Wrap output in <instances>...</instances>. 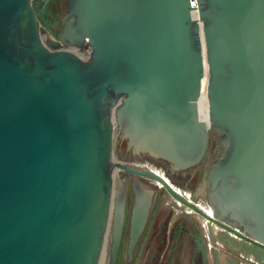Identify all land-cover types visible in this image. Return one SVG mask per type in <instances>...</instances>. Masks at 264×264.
<instances>
[{"label": "water", "instance_id": "95a60500", "mask_svg": "<svg viewBox=\"0 0 264 264\" xmlns=\"http://www.w3.org/2000/svg\"><path fill=\"white\" fill-rule=\"evenodd\" d=\"M66 4L58 39L45 40L30 0H0V264H116L118 170L157 180L204 215L114 149L184 169L203 157L211 128L223 150L202 183L215 214L264 250V0ZM150 204L136 186L129 259Z\"/></svg>", "mask_w": 264, "mask_h": 264}, {"label": "flooded vegetation", "instance_id": "af4514ba", "mask_svg": "<svg viewBox=\"0 0 264 264\" xmlns=\"http://www.w3.org/2000/svg\"><path fill=\"white\" fill-rule=\"evenodd\" d=\"M30 3L45 30L44 39L57 40L62 20L68 14L66 0H30ZM220 139L221 133L211 128L203 157L196 165L184 169H175L169 161L146 153H132L127 146L116 150L115 145L116 160H121L136 171L146 170L157 174L179 196L205 215L173 197L157 180L118 170L113 179V193L124 189L125 199L123 232L116 264H121L123 251V264H134L138 256L143 264L260 263L259 254H263L264 250L230 231L241 232L239 224L217 217L209 199L210 187L202 183L210 164L222 155ZM150 163L159 165L162 170L152 167ZM136 186L151 191V204L129 259L127 246Z\"/></svg>", "mask_w": 264, "mask_h": 264}, {"label": "rangeland", "instance_id": "374dc122", "mask_svg": "<svg viewBox=\"0 0 264 264\" xmlns=\"http://www.w3.org/2000/svg\"><path fill=\"white\" fill-rule=\"evenodd\" d=\"M206 102V97L204 94H201V98H200V103L204 104ZM264 254V253H263ZM262 253L259 254V259H260V263L259 264H264V255ZM251 256V255H250ZM125 258V251L122 252L121 254V264H123V259ZM253 258V257H252ZM134 264H143L142 263V259H140V256H138L136 258V261Z\"/></svg>", "mask_w": 264, "mask_h": 264}, {"label": "bare ground", "instance_id": "6f19581e", "mask_svg": "<svg viewBox=\"0 0 264 264\" xmlns=\"http://www.w3.org/2000/svg\"><path fill=\"white\" fill-rule=\"evenodd\" d=\"M203 83L205 84V80L203 81ZM202 94L205 95V89H204V86H203ZM205 97H206V96H205ZM206 104H207V101H206L204 104H201V103L199 102L200 111H201L203 117H206Z\"/></svg>", "mask_w": 264, "mask_h": 264}, {"label": "built area", "instance_id": "2783aa9c", "mask_svg": "<svg viewBox=\"0 0 264 264\" xmlns=\"http://www.w3.org/2000/svg\"><path fill=\"white\" fill-rule=\"evenodd\" d=\"M195 1H196V0H193V2H194V5H195Z\"/></svg>", "mask_w": 264, "mask_h": 264}]
</instances>
